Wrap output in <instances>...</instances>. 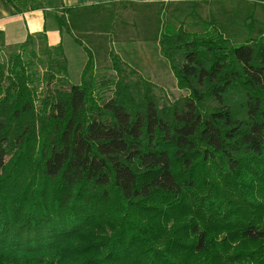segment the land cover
<instances>
[{
	"label": "trees",
	"instance_id": "16d2710c",
	"mask_svg": "<svg viewBox=\"0 0 264 264\" xmlns=\"http://www.w3.org/2000/svg\"><path fill=\"white\" fill-rule=\"evenodd\" d=\"M236 4L239 44L212 19L160 24L159 53L188 93L168 106L113 50L114 76L95 75L76 33L99 51L79 10L104 6L53 14L85 51L78 84L45 30L0 60V264H264V22Z\"/></svg>",
	"mask_w": 264,
	"mask_h": 264
},
{
	"label": "rangeland",
	"instance_id": "374dc122",
	"mask_svg": "<svg viewBox=\"0 0 264 264\" xmlns=\"http://www.w3.org/2000/svg\"><path fill=\"white\" fill-rule=\"evenodd\" d=\"M38 3L45 8L53 7L48 4L46 5L40 0H38ZM54 4L55 7H58L56 5L57 2ZM242 7L243 5L236 3L225 6H219L218 4L211 5L212 12L209 18L214 20L216 28L235 44L247 40L245 33H243L244 30L242 29L241 19L236 17ZM55 9L57 11H54L57 13L61 11L59 8ZM165 10L166 9L163 6L160 7L159 5L145 7L143 5H135L131 3H113L104 8L97 7L94 9L79 10L81 14L83 13L84 15L83 23L86 25L85 28H88V25H91L89 27H94L102 33L99 34V37H95V47L99 50L96 52L93 47L89 45L90 43L88 39L83 36L82 32L76 33L77 39L83 42L85 47H89L95 55L94 62L96 76L107 78H112L114 76L113 72L110 71L111 63L108 56V51L113 50L124 64L152 83L156 99L162 106H168L177 101H181L188 94L177 88L176 80L170 70L169 63L162 58L159 53L158 36L161 32L160 24H162L163 21L171 20L169 17V9L167 8L168 12ZM54 11L52 9V15ZM90 13L99 17V24L91 23L90 20L84 19V17L89 18ZM190 18L197 19V16L191 14ZM255 19L259 22H264V13H257ZM197 20L200 21V19ZM209 20L206 19V21ZM103 21L105 22V25ZM201 22L203 21L201 20ZM81 23L82 21H80V24ZM84 25L82 26L84 27ZM100 25L104 26L100 28ZM180 25H183L184 29L189 32H199L201 30L197 26L199 24H181L174 19L170 22L168 21L167 26L170 27V32H172L177 30ZM63 37L65 40L67 39L66 36ZM70 39L72 38L70 37ZM72 41L73 44L71 43V45L76 44L73 39ZM44 44L45 43L42 40H34L33 48L38 58H43L41 57V54ZM77 46L81 47L80 45ZM17 50V47H5L0 44V60H6L11 53ZM67 51V54H65V52L64 54L68 61V73L71 81L78 84L82 68L87 58L85 51L82 47L78 50L79 52H76L75 50L70 52L69 50ZM23 57L27 58L25 54H23ZM35 63L37 62L35 61Z\"/></svg>",
	"mask_w": 264,
	"mask_h": 264
},
{
	"label": "crops",
	"instance_id": "0c3cea01",
	"mask_svg": "<svg viewBox=\"0 0 264 264\" xmlns=\"http://www.w3.org/2000/svg\"><path fill=\"white\" fill-rule=\"evenodd\" d=\"M30 1V0H29ZM62 7L73 9L75 13L79 9L110 6L113 3L135 4L145 7L157 6L169 9L173 19L178 23L201 24L210 19L211 5H229V3L253 4L254 17L257 13H264V0H61ZM30 3L27 1L14 9L5 0H0V44L5 47H18L25 42L28 36H35L45 30V40L49 47H55L59 44L67 54V50L76 51L81 49L73 44L72 39L67 34L58 31L52 15V9L49 7L42 10H28ZM55 12V11H54ZM53 12V14H54ZM194 14L197 19H191ZM201 20L203 22H201ZM258 21V20H257ZM201 22V23H200ZM63 36H66V40ZM75 46V47H73Z\"/></svg>",
	"mask_w": 264,
	"mask_h": 264
}]
</instances>
